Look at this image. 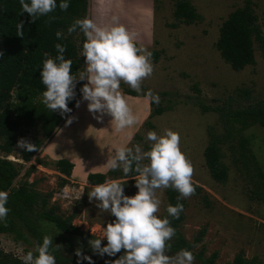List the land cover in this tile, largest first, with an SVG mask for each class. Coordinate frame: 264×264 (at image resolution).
Listing matches in <instances>:
<instances>
[{"label": "rangeland", "instance_id": "1", "mask_svg": "<svg viewBox=\"0 0 264 264\" xmlns=\"http://www.w3.org/2000/svg\"><path fill=\"white\" fill-rule=\"evenodd\" d=\"M187 1L200 16L191 24L174 17L176 0H88L87 17L100 26H111L115 18L139 34L138 45L158 53L157 61L152 57L154 72L143 81L140 93L121 82L123 92L130 89L135 93L132 96L145 97L149 108L127 146L139 144L148 151L151 146L146 139L148 131L162 135L165 129H171L180 133L181 150L195 166L193 183L198 188L193 196L184 199L185 217L179 231L193 243L191 250L196 264L206 263L198 255L206 260L214 253V264L230 263L237 255L246 259L247 264H264V127L248 114L250 110L264 109V47L254 42L255 63L233 70L223 60L215 43L222 22L230 12L243 6L245 0ZM250 1L264 37V0ZM149 90L159 95V105L150 103L146 96ZM82 100L81 96L71 110ZM87 103L83 100L81 105ZM128 103L140 119L146 107L142 111L139 105ZM158 108L162 112L149 117L152 110ZM236 112L240 114L236 116ZM89 114L94 119L91 124L96 127L95 135L93 138L81 134L73 137L71 153L89 158L99 155L106 160L114 149L112 141L118 135L123 139L134 126L119 134L111 124L112 117L105 115L101 122ZM19 133L12 152L0 151V158L13 161L19 169L13 186L26 182L30 189L50 193L48 205H57L58 214L66 217L73 213V225L101 238L104 228L115 217L110 212H102L97 201L89 200L88 193L95 185L88 184L87 179L79 181L76 173L69 177L61 174L54 165L56 160L42 147L29 161L21 159V148L17 147L21 138H37L41 144L49 139L39 120L32 126L22 127ZM213 137L218 139L220 160L227 169L225 183L214 180L205 164L204 149ZM137 176L131 173L125 176L122 169H117L105 180L118 179L125 194L133 196L138 192ZM63 179L66 183L61 186ZM60 189L67 191L66 197H59ZM157 194L162 200L158 215L163 218L168 206L166 189L158 190ZM202 230L204 234L196 241ZM63 242L59 243L69 256L76 255L79 248L94 260L117 259L95 254L89 242L82 239L73 240L70 245ZM102 243L107 244L106 238ZM35 247L33 239L29 243L17 242L12 234L0 233L2 257L22 259L25 249L35 252ZM175 253L170 251V254Z\"/></svg>", "mask_w": 264, "mask_h": 264}, {"label": "clouds", "instance_id": "2", "mask_svg": "<svg viewBox=\"0 0 264 264\" xmlns=\"http://www.w3.org/2000/svg\"><path fill=\"white\" fill-rule=\"evenodd\" d=\"M22 12L30 14L32 22L39 16H46L57 8V0H20ZM69 0H61L59 8L67 11ZM49 17L48 23L55 20ZM24 21L17 24L18 36L23 37ZM86 37L82 47L86 70L78 76L72 73V60L65 59L66 45L57 43L56 57L49 56L43 61L40 73L46 91L42 93V102L51 111L59 110L61 115L70 113L68 102L75 98V88L79 81L87 83L80 89L84 101L88 102V110L98 121L105 115L112 117L111 124L120 132L139 123L129 106L127 96L121 89V82L140 93L143 81L154 72L152 53L138 45V33L130 31L114 18L111 26H100L93 19L78 18L68 28V33L77 29ZM57 39H63L61 31L56 33ZM3 53L0 52V56ZM151 102L159 105L160 97L149 90L146 94ZM77 107L80 106L78 101ZM75 118L69 117L67 124ZM147 141L151 142L150 150H143L136 144L115 149V155L107 162L111 170L122 169L127 176L135 171L138 192L129 196L118 179H108L95 185L88 193L89 200L97 201L102 212H110L115 220L104 228L101 238L89 241L93 252L101 257H116L123 250L124 254L106 264H196L193 251L181 249L170 254L169 241L176 235L168 217L179 219L184 211L180 200L193 196L196 187L193 183L195 166L181 150V136L178 131L165 129L162 135L156 131H148ZM17 147L28 152L37 151L35 144L21 138ZM147 160L148 163H144ZM133 165L135 167L133 168ZM174 189L180 195L175 206H167V216L161 218L158 213L162 204L158 190ZM9 191H0V221L7 219L10 209L6 207ZM106 238L107 244L102 245ZM195 247H198L196 245ZM59 245L53 247V238L49 235L35 247L34 255L29 250L23 257V264H57L55 252ZM79 261L87 260L93 264L92 257L84 255L81 249L76 250ZM78 261V264H79Z\"/></svg>", "mask_w": 264, "mask_h": 264}, {"label": "trees", "instance_id": "3", "mask_svg": "<svg viewBox=\"0 0 264 264\" xmlns=\"http://www.w3.org/2000/svg\"><path fill=\"white\" fill-rule=\"evenodd\" d=\"M26 2L30 3V0ZM60 2L61 0H57V8L53 12L46 16H39L35 22H32L30 14L26 12L21 14L20 0H0V52L3 53L0 56V151L6 154L12 152L22 127L32 126L39 120L44 134L49 137L67 115L62 116L59 110L51 111L40 99L42 93L46 91V86L40 77L43 61L47 58L45 53L54 58L58 55L55 45L57 43L66 45L64 56L65 59L72 60V73L78 76L79 72L86 70L85 58L81 55L86 37L79 28L71 34L68 33V28L76 19L87 17L88 0H69L70 7L67 11L59 8ZM173 14L176 19L186 24L200 19L195 8L187 0H176ZM49 17L56 19L48 23ZM20 21H24L23 37L18 36L17 32V24ZM57 31L63 33V39H57ZM254 42L264 47L263 33L253 4L250 0H245L243 6L230 12L222 22L215 46L223 60L233 70H241L255 63ZM152 57L157 61L158 53L153 51ZM84 83L85 80L77 83L75 98L68 102L70 109L81 98L80 89ZM124 92L130 95L135 94L130 89H125ZM161 112V108L152 110L149 117ZM239 114V112L235 113L236 116ZM248 114L256 117L264 127L263 108L250 110ZM28 141L35 144L38 151L41 146L39 139L33 138ZM217 143L218 139L213 137L205 147V164L214 180L225 183L227 169L220 160L221 152ZM37 151L28 152L21 149L20 157L24 161H29ZM54 165L61 174L70 176L73 163L66 159H59L54 162ZM93 167L99 166L93 165ZM31 168H33L32 165ZM115 173L116 170L111 169L106 174L90 173L87 176V182L90 185H97L103 183L107 175ZM131 174L138 175L135 171ZM18 175L19 169L13 161L0 158V191H9L6 207L10 209L7 219L0 221V233L12 234L17 242L29 243L33 239L36 245L42 243L45 235H49L53 238V247L60 246L54 253L57 264H78L79 258L76 255L69 256L59 242L64 241L70 245L73 240L82 239L89 242L98 237L73 225V213L63 217L58 214L57 205H48L50 193L43 194L30 189L26 182L14 187L13 182ZM65 183L66 180L63 179L60 185ZM179 195L174 189H166L168 205L175 206ZM180 203H183L185 209L184 199L180 200ZM167 215L166 211L165 216ZM184 217V211L179 219L168 217L171 226L176 229V235L169 241L172 246L171 252H178L181 249L192 251L193 243L187 241L179 231V225ZM203 234L204 230L199 233L196 241H199ZM28 251L29 249H25V253ZM122 252L123 250L114 258H118ZM34 255L38 253L34 252ZM198 256L204 263L206 262L205 264H214L216 253L206 260L202 259L201 255ZM92 261L93 264H106L113 261V258L106 261L94 259ZM0 264H23V261L2 257ZM79 264H89V262L83 260L79 261ZM224 264H247V261L241 255H237L232 262Z\"/></svg>", "mask_w": 264, "mask_h": 264}, {"label": "crops", "instance_id": "4", "mask_svg": "<svg viewBox=\"0 0 264 264\" xmlns=\"http://www.w3.org/2000/svg\"><path fill=\"white\" fill-rule=\"evenodd\" d=\"M124 93V92H123ZM127 96L128 102H133L135 105H139L142 108V111L144 110V107H146V111H144V115L139 119V123L143 122L145 116L148 114L149 108H148V101L145 97H135L130 94L124 93ZM43 99L42 97L40 98ZM137 100V101H136ZM83 102L80 101V106L72 110L68 114V116L63 120L52 132V134L48 137L49 139L41 144L40 147L46 149L47 153L50 154V156L54 160L59 159H66L73 163V167L71 170V175L75 176V173L77 174L75 177L78 178L79 181H86L87 176L90 173H103L105 174L110 168L107 165V162L110 158H112L115 155V149L122 145H127L130 138L133 137V131L137 130V125L133 127V130L131 132L129 131L127 135L121 139V135H118V138H116L113 143L114 149L111 150L108 153V158L105 160L102 158V156H94V157H84L81 155H75L71 153V147L70 142L73 137L81 135H86L88 138L91 136L92 138L95 135L96 127L91 124L93 117L89 114L88 110V103L87 105H81ZM82 110L83 112L78 114V111ZM85 112V113H84ZM134 113V112H133ZM84 114V115H83ZM138 116V114H136ZM69 117H74L75 119L73 122L69 125L67 124V119ZM138 123V124H139ZM124 130L120 131L119 134H122ZM63 151V152H60ZM94 158V159H93ZM97 163L100 167H93V164ZM78 176V177H77Z\"/></svg>", "mask_w": 264, "mask_h": 264}, {"label": "built area", "instance_id": "5", "mask_svg": "<svg viewBox=\"0 0 264 264\" xmlns=\"http://www.w3.org/2000/svg\"><path fill=\"white\" fill-rule=\"evenodd\" d=\"M67 191L65 190V189H60L59 191H58V195H59V197L60 196H62V197H66L67 195Z\"/></svg>", "mask_w": 264, "mask_h": 264}]
</instances>
